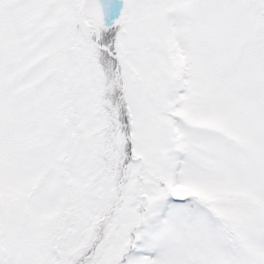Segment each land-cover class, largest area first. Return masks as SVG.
Returning <instances> with one entry per match:
<instances>
[{
  "label": "snow or ice",
  "instance_id": "6c2138e0",
  "mask_svg": "<svg viewBox=\"0 0 264 264\" xmlns=\"http://www.w3.org/2000/svg\"><path fill=\"white\" fill-rule=\"evenodd\" d=\"M0 264H264V0H0Z\"/></svg>",
  "mask_w": 264,
  "mask_h": 264
}]
</instances>
